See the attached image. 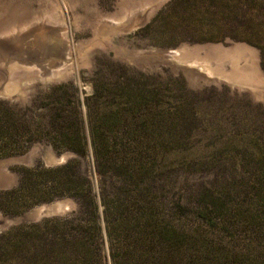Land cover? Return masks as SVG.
I'll list each match as a JSON object with an SVG mask.
<instances>
[{"label":"rangeland","instance_id":"obj_1","mask_svg":"<svg viewBox=\"0 0 264 264\" xmlns=\"http://www.w3.org/2000/svg\"><path fill=\"white\" fill-rule=\"evenodd\" d=\"M126 13L123 0H0V34L68 43L45 64L53 81L0 55V264H264V0H169L131 32ZM181 45L208 76L146 57ZM63 147L83 153L97 229L31 214L72 200L32 204L54 183L25 155H74Z\"/></svg>","mask_w":264,"mask_h":264},{"label":"water","instance_id":"obj_2","mask_svg":"<svg viewBox=\"0 0 264 264\" xmlns=\"http://www.w3.org/2000/svg\"><path fill=\"white\" fill-rule=\"evenodd\" d=\"M169 0H125L123 1V5L127 9V13L125 14L122 20H118V23L126 26V30L124 32L136 31L149 21L152 14L159 9L164 3ZM116 22L110 21L109 23ZM117 23V22H116ZM185 45H181L175 48L158 50L157 52H147L146 57L155 56V53H158V58L161 62H165L171 65H174L177 68H182L191 72H195L197 75H203V72L198 70V66H190L185 63H178L177 58L185 54L184 49ZM223 47L221 45L217 46H209L210 52L212 51H222ZM23 64V63H21ZM25 65V64H23ZM37 67V66H36ZM42 71L43 80L45 81H53L55 77L47 78L50 70H53V66H39L38 67ZM211 79V78H210ZM59 80V78L57 79ZM214 80V79H213ZM216 83H226L231 89H237L239 91L248 90L246 88L239 89L238 87L231 85L225 80H214ZM251 92V91H250ZM4 95L5 97H9L8 94H4L3 91H0V96ZM39 156L43 161V164L46 167H58L64 165L68 160L74 158V155L70 153H60L56 154L51 152L49 149L45 150L43 153L36 151L35 149H31L26 155L25 160L27 163H30L33 157ZM76 211V205L70 199L63 200H55L50 203L43 204L32 211L31 214L34 216L33 218L40 219L42 217L49 216H58V215H67L69 213H74ZM7 225V223H4Z\"/></svg>","mask_w":264,"mask_h":264},{"label":"trees","instance_id":"obj_3","mask_svg":"<svg viewBox=\"0 0 264 264\" xmlns=\"http://www.w3.org/2000/svg\"><path fill=\"white\" fill-rule=\"evenodd\" d=\"M74 137H76V139L77 137L79 138V134L76 132ZM54 150L56 152H63L64 150L70 151L74 153V158L68 160L64 165L55 168H48L44 171L46 175L51 177L49 179L54 183L52 191L50 193H45V195H43V197L39 199V201L32 202V204H35L40 201H50L53 198L60 196H67L75 202L76 211L73 213V215L70 218H65V220L63 221L64 222L78 221L83 217V215L86 214L90 221L91 227L97 229L98 219H99V215L97 211V203L95 201V195L92 191L90 179L86 175L84 169H82V167L80 166L81 157L83 154L81 149L75 147H63L60 149L55 148ZM38 166L39 164L37 163L30 170V172L32 173V177L35 176L34 173L36 172ZM100 199H101V203L104 204L102 193ZM103 215H104L103 220L105 222V227L108 233L105 206L103 208ZM147 220L151 221L153 220V217L148 216ZM110 257L114 261L112 248L110 249Z\"/></svg>","mask_w":264,"mask_h":264},{"label":"bare ground","instance_id":"obj_4","mask_svg":"<svg viewBox=\"0 0 264 264\" xmlns=\"http://www.w3.org/2000/svg\"><path fill=\"white\" fill-rule=\"evenodd\" d=\"M50 19L53 21L55 20V18L53 17ZM51 20L42 18V20H40L39 23L40 25L43 23L53 25L54 23ZM35 34L36 33L33 30L26 32V28L20 30L17 29V31L11 30L4 34H0V55L2 56V60H6V59H8V61L18 60L28 65H32L30 61H33L37 66H42V65L46 66L45 64L47 63L54 64L56 62H58V64H61L62 63L61 61L64 62L66 61L65 57L67 56V52H68V43L62 34H58L56 37L54 36V38L52 39L44 40L40 45L37 46H35L33 42L28 40L31 37H33ZM120 54L124 55L126 57L125 59H127L128 61L133 62L137 65H140L141 63L142 64L147 63L146 61L140 60L128 53L120 52ZM56 55L59 56L61 59L54 58ZM156 56L158 57L159 55L151 56V58L161 62L158 58H156ZM179 58H177L178 63H185L186 65H190V66H198V70L204 72L203 69H201L202 67L199 65V63L197 65L196 61L185 62L182 60L180 61ZM171 67L174 70L178 69L174 65H171ZM181 70H183V72L185 73H189L191 78H194V75H196L195 72H191L182 68ZM238 71H239L238 69L232 68L231 72L236 74L238 73ZM53 72H54L53 70H50L47 78L54 77ZM203 74L205 76H208V74L205 72Z\"/></svg>","mask_w":264,"mask_h":264}]
</instances>
